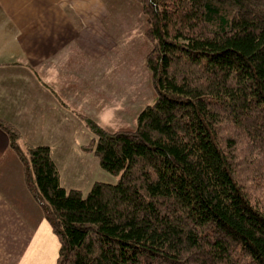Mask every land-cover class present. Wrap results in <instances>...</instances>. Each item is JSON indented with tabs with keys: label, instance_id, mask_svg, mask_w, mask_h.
Instances as JSON below:
<instances>
[{
	"label": "trees",
	"instance_id": "16d2710c",
	"mask_svg": "<svg viewBox=\"0 0 264 264\" xmlns=\"http://www.w3.org/2000/svg\"><path fill=\"white\" fill-rule=\"evenodd\" d=\"M133 1L153 102L114 131L76 113L114 183L64 189L0 120L55 264H264V0Z\"/></svg>",
	"mask_w": 264,
	"mask_h": 264
},
{
	"label": "crops",
	"instance_id": "0c3cea01",
	"mask_svg": "<svg viewBox=\"0 0 264 264\" xmlns=\"http://www.w3.org/2000/svg\"><path fill=\"white\" fill-rule=\"evenodd\" d=\"M140 12L133 0H0V120L15 128L23 144L48 146L52 159L83 139L76 113L100 111L115 122L133 110L135 122L136 83L124 99L116 97L122 91L106 87L107 94L103 85L105 78H121L123 64L131 68L121 54L123 47L136 46ZM124 75L131 82L132 72ZM87 138L90 132L83 143ZM22 196L32 202L0 128V239L10 234L11 221L27 216L14 201Z\"/></svg>",
	"mask_w": 264,
	"mask_h": 264
},
{
	"label": "rangeland",
	"instance_id": "374dc122",
	"mask_svg": "<svg viewBox=\"0 0 264 264\" xmlns=\"http://www.w3.org/2000/svg\"><path fill=\"white\" fill-rule=\"evenodd\" d=\"M140 22V25L137 26L138 39L136 41V46L122 48V57H127L130 62H125L123 59L122 61L128 63L131 68H125L123 64L121 68L123 72L121 73V78H105V85H103L107 94L108 91L106 87L122 91L121 94H118L119 96L116 97L124 99L125 89L129 87L131 83L132 86L136 83L137 92L132 94V98L136 99V112H139L145 105L151 104L154 99L150 75L145 67V56L150 49V45L144 35L146 21L142 13ZM131 43L135 44L133 41ZM118 65L120 64H117V66ZM125 71L132 72L131 82L129 79H124ZM120 87L123 89H119ZM133 101L134 100H132V102ZM115 106H118V104L116 103ZM133 112V110L132 112L127 110L126 114L129 115V118L124 116L123 113L120 119L116 118L119 122H109L110 115L108 113L102 115L100 111L94 112L89 109L79 114L85 117L88 116L87 118H89V120L98 124L105 130L114 131L133 127ZM131 114L133 116H131ZM116 117H118V115H116ZM81 123L84 132L83 139L75 138L73 141L74 143L68 144L64 151L57 150L54 152L53 159L57 165L62 186L66 189H78L85 195L96 181L114 183L115 179L99 167L97 159L92 154L81 150L82 146H87L89 143V138H87L86 143H83V141L90 132L84 125V122L81 121ZM14 174L15 171L11 172V180L13 181L16 178ZM11 195H13L12 192ZM26 198L27 200L23 199L22 196L19 197L20 200H14L25 209L27 216L24 217L20 214L18 219L16 218L14 222L11 221L10 234H4V237L0 239V264H55L59 248L58 240L52 231H50L51 228L49 229L42 216L39 215L33 203L28 197ZM23 217L27 218V221H24L22 219Z\"/></svg>",
	"mask_w": 264,
	"mask_h": 264
}]
</instances>
